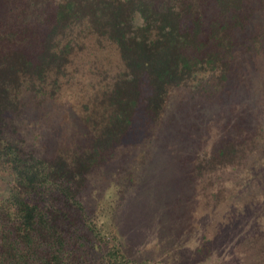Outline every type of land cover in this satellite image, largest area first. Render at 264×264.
I'll return each instance as SVG.
<instances>
[{
  "label": "trees",
  "instance_id": "trees-1",
  "mask_svg": "<svg viewBox=\"0 0 264 264\" xmlns=\"http://www.w3.org/2000/svg\"><path fill=\"white\" fill-rule=\"evenodd\" d=\"M262 61L264 0H0V264H167L130 254L93 176L134 182L153 145L186 139L214 104L226 133L192 172L243 165L264 139ZM62 97L66 123L30 136Z\"/></svg>",
  "mask_w": 264,
  "mask_h": 264
},
{
  "label": "rangeland",
  "instance_id": "rangeland-1",
  "mask_svg": "<svg viewBox=\"0 0 264 264\" xmlns=\"http://www.w3.org/2000/svg\"><path fill=\"white\" fill-rule=\"evenodd\" d=\"M251 90L252 112L259 116L264 138V61ZM221 110L218 104L202 107L203 113L197 108L199 128L183 140L160 139L145 162L132 166L134 182L125 172L93 176L88 192L96 204L119 207L114 222L133 257L167 264L264 262V139L243 165L202 177L192 172L194 156L210 152L226 133L224 113L229 111ZM43 112L41 120L29 123L30 136L64 125L71 116L70 100L62 97Z\"/></svg>",
  "mask_w": 264,
  "mask_h": 264
}]
</instances>
